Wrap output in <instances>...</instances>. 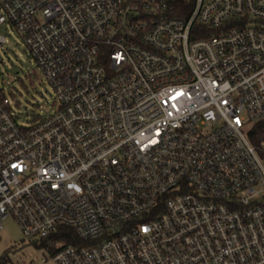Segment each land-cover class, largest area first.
Segmentation results:
<instances>
[{
  "label": "built area",
  "instance_id": "2783aa9c",
  "mask_svg": "<svg viewBox=\"0 0 264 264\" xmlns=\"http://www.w3.org/2000/svg\"><path fill=\"white\" fill-rule=\"evenodd\" d=\"M5 24L57 108L0 93V232L60 237L57 264H264V0H0Z\"/></svg>",
  "mask_w": 264,
  "mask_h": 264
},
{
  "label": "rangeland",
  "instance_id": "374dc122",
  "mask_svg": "<svg viewBox=\"0 0 264 264\" xmlns=\"http://www.w3.org/2000/svg\"><path fill=\"white\" fill-rule=\"evenodd\" d=\"M1 31L7 36V42L0 45V92L9 98L19 122L29 124L38 115L57 108L55 90L16 29L5 24ZM2 256L15 264H57L45 246L24 238L12 215L3 220L0 232V258Z\"/></svg>",
  "mask_w": 264,
  "mask_h": 264
},
{
  "label": "trees",
  "instance_id": "16d2710c",
  "mask_svg": "<svg viewBox=\"0 0 264 264\" xmlns=\"http://www.w3.org/2000/svg\"><path fill=\"white\" fill-rule=\"evenodd\" d=\"M1 93V92H0ZM1 94H4L3 92ZM248 137L251 141V143H253L260 151L261 155H263L262 153V147L264 146V118L258 120L257 122H255L252 127L249 129L248 131ZM69 236L68 239L64 240L65 242H70L72 237L74 236L73 230H71V228L69 229ZM60 240V237H58V239L54 238V245L49 247V250L52 252V254L58 249L59 245L56 244V241ZM10 261V258H8L7 256H2L0 258V264H4V263H8Z\"/></svg>",
  "mask_w": 264,
  "mask_h": 264
}]
</instances>
